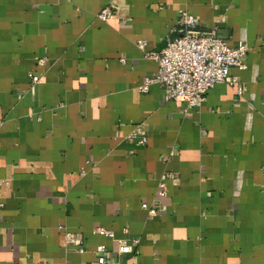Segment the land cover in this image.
I'll return each mask as SVG.
<instances>
[{
	"label": "crops",
	"instance_id": "1",
	"mask_svg": "<svg viewBox=\"0 0 264 264\" xmlns=\"http://www.w3.org/2000/svg\"><path fill=\"white\" fill-rule=\"evenodd\" d=\"M182 10L247 43L241 95L139 91ZM0 118V264H264V0H0Z\"/></svg>",
	"mask_w": 264,
	"mask_h": 264
},
{
	"label": "built area",
	"instance_id": "2",
	"mask_svg": "<svg viewBox=\"0 0 264 264\" xmlns=\"http://www.w3.org/2000/svg\"><path fill=\"white\" fill-rule=\"evenodd\" d=\"M97 17L107 20L114 17V12L109 5L104 6L97 13ZM177 34L167 39L164 47L158 52H148L147 57L157 60L158 73L146 76L138 86L140 92H147L149 86L158 83L165 88V99L184 102L187 107L199 108L205 100L206 93L216 83L225 82L235 89L238 95L245 91V85L240 82L236 75L230 74L231 67L245 69L244 61L248 46L244 40H239L236 45L230 46L219 37L214 29L203 30L198 27L193 15L182 10L178 17ZM138 45H144V40H138ZM124 62V59H120ZM44 58L38 59L42 64ZM2 119L0 118V125ZM128 138L138 145L146 143L145 130L142 124L134 125ZM160 194L164 195L165 183L159 182ZM141 207L147 211L149 216H155L157 209L142 203ZM106 233L113 237V231ZM80 237L70 234L65 239L68 246H80ZM137 239H113L111 250L116 255L133 254ZM107 248L104 244L96 246L97 256L90 261L79 264H111L106 256Z\"/></svg>",
	"mask_w": 264,
	"mask_h": 264
}]
</instances>
